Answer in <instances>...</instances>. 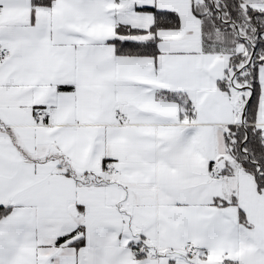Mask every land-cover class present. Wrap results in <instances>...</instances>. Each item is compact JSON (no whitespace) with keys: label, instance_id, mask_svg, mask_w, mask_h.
Returning <instances> with one entry per match:
<instances>
[{"label":"snow or ice","instance_id":"snow-or-ice-1","mask_svg":"<svg viewBox=\"0 0 264 264\" xmlns=\"http://www.w3.org/2000/svg\"><path fill=\"white\" fill-rule=\"evenodd\" d=\"M0 264H264V0H0Z\"/></svg>","mask_w":264,"mask_h":264}]
</instances>
